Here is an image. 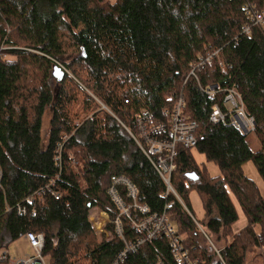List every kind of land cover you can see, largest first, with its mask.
Masks as SVG:
<instances>
[{
  "label": "trees",
  "instance_id": "obj_1",
  "mask_svg": "<svg viewBox=\"0 0 264 264\" xmlns=\"http://www.w3.org/2000/svg\"><path fill=\"white\" fill-rule=\"evenodd\" d=\"M247 5L262 10L264 0H0V248L31 232L44 236L48 264H112L125 244L112 224L106 230L114 237L98 242L89 212L97 207L116 218L107 191L111 178L124 176L151 213L174 203L170 219L193 258L247 264L250 248L264 246V197L244 170L252 163L264 183V26L252 25ZM215 52L196 71L198 80L191 77V64ZM56 65L72 76L55 78L53 87ZM213 85L219 91L210 99L203 90ZM232 87L255 121L257 152L248 135L209 119ZM180 98L198 124V144L178 147L171 179L185 207L166 196V184L130 133L138 137L135 116L142 109L167 124ZM195 153L219 175H209ZM192 192L202 220L191 211ZM233 199L246 218L239 232ZM18 206L27 214L18 215ZM203 234L215 239L219 254L203 246ZM124 236L130 243L142 237L127 226ZM168 246L163 238L148 241L123 264L160 258L174 264Z\"/></svg>",
  "mask_w": 264,
  "mask_h": 264
},
{
  "label": "built area",
  "instance_id": "obj_2",
  "mask_svg": "<svg viewBox=\"0 0 264 264\" xmlns=\"http://www.w3.org/2000/svg\"><path fill=\"white\" fill-rule=\"evenodd\" d=\"M246 10L252 25L264 26V8L254 11V5H247ZM250 30L251 25L245 26L243 33L250 34ZM216 55L217 52L209 53L198 62L191 64L190 76L198 80L196 71L202 64L211 63ZM218 89L217 85H213L203 91L210 99H214L219 91ZM184 107V99L180 98L170 113V119L167 124L154 121V117L148 109H142L135 116V127L138 131V137L130 131L131 136L135 138L137 144L166 184V196L170 193L173 194L183 206V202L176 192L173 191L174 189L171 185L172 174L177 169L175 159L178 156V147L189 149L196 147L198 144L196 136L198 124L185 115ZM209 119L214 124L232 125L243 135L254 133L256 129L255 121L247 115L241 95L235 87L226 90L223 108L219 105L212 107ZM57 159L60 160V156ZM111 179V185L107 194L117 208V214L116 218L111 220L109 215L104 212L107 215V221L100 229L105 231L106 240L109 241L114 235L112 232L106 230V226L107 224H112L116 233L115 235L125 244L124 250L116 257L112 264L125 263L127 255L130 252H136L138 247L148 241L162 238L169 242L168 247L171 251L174 264H202L198 259L193 258L190 251L184 247L176 228L172 224L169 210L173 208L174 203L165 204L164 210L161 213H151L147 206L138 203L137 187L128 178L114 176ZM1 180L2 172L0 168V182ZM54 185L55 180H51L46 189L51 190ZM42 192H44V189L40 190L37 195H41ZM52 195L56 200L60 198V195L56 191ZM26 209L25 206H18V215H26ZM97 215L99 216V214ZM99 219L100 221L102 220L100 217ZM89 222L98 228L90 218ZM125 226L131 228L137 234H141L142 237L137 242H127L124 236ZM201 231L203 232L202 229ZM43 237L42 234L26 233L23 238L27 240L32 251L23 256L12 255L8 250L9 246L0 248V264H47V258L42 252L45 245V238ZM215 252L219 254L217 249H215ZM157 262L158 264H165L161 258Z\"/></svg>",
  "mask_w": 264,
  "mask_h": 264
},
{
  "label": "rangeland",
  "instance_id": "obj_3",
  "mask_svg": "<svg viewBox=\"0 0 264 264\" xmlns=\"http://www.w3.org/2000/svg\"><path fill=\"white\" fill-rule=\"evenodd\" d=\"M111 1H115V0H111ZM64 58H65V61L69 63V60H68L69 58L67 56ZM68 74L70 76H72V74L70 72H68ZM53 78L54 79H51L50 82H51L52 86L55 87L56 86V79H55V77H53ZM50 109H51L50 107L46 109V112H45L44 118H43V124H41L44 140H45V138H47V134H48L49 129H50V121H51V115H52ZM246 141H247L249 147L251 148V150L253 152H257L261 148L260 141L257 139V137L254 133L248 134V136L246 137ZM194 155H195L196 161L199 164H201V163L206 164L209 175H212V176L219 175V169L217 166H215L213 163H207L205 161V158L203 156H200L197 153H195ZM244 170H245V174L260 187V189L262 191V195L264 197V183H263V180L260 177V175L257 173V170L255 169L254 165L252 163H248L244 166ZM190 201H191V211L193 213V216H195V218H197L198 220H202L204 212H203L201 201H200L199 196L196 192L191 193ZM233 202H234V204L237 208V211L239 213V216H240L238 223L234 226V232H236V231L239 232L241 230V228L246 224V218L241 213L235 199H233ZM186 210H187V208H186ZM103 212L104 211H102L101 209H99L97 207L92 208L89 212L91 220L98 227V228H96L92 224V226L94 228L96 240L98 242H101L103 239L106 240L105 231H102L100 229L106 222V217L102 216ZM97 214H99V216ZM99 217L102 218L101 221H100ZM199 230H201V229L199 228ZM203 236H204L202 238L203 239L202 240L203 246L207 247L211 254L216 253L215 247L219 248V245L215 242V239L212 238V241H211L210 239L208 240V238L205 236V234H203ZM231 241H232V237H230V239H229V242H231ZM212 242H214V243H212ZM262 242H264V240ZM8 250L14 256H23L25 254L31 253V251H32L31 247L29 246V243L23 237L16 240L13 243H11L10 246L8 247ZM263 258H264V246L263 245L257 246V247L254 246V247H251L249 252L247 253L246 262H247V264H262ZM47 264H48V259H47Z\"/></svg>",
  "mask_w": 264,
  "mask_h": 264
},
{
  "label": "water",
  "instance_id": "obj_4",
  "mask_svg": "<svg viewBox=\"0 0 264 264\" xmlns=\"http://www.w3.org/2000/svg\"><path fill=\"white\" fill-rule=\"evenodd\" d=\"M65 73H68L63 67L56 65L54 67L53 76L58 80H62Z\"/></svg>",
  "mask_w": 264,
  "mask_h": 264
},
{
  "label": "bare ground",
  "instance_id": "obj_5",
  "mask_svg": "<svg viewBox=\"0 0 264 264\" xmlns=\"http://www.w3.org/2000/svg\"><path fill=\"white\" fill-rule=\"evenodd\" d=\"M102 216H105L106 217V221H107V215L104 212L102 213Z\"/></svg>",
  "mask_w": 264,
  "mask_h": 264
},
{
  "label": "crops",
  "instance_id": "obj_6",
  "mask_svg": "<svg viewBox=\"0 0 264 264\" xmlns=\"http://www.w3.org/2000/svg\"><path fill=\"white\" fill-rule=\"evenodd\" d=\"M240 211H241V210H240ZM241 213H242V212H241ZM238 214H239V213H238ZM243 216H244V215H243ZM90 219H91V218H90ZM239 219H240V216H239ZM244 226H245V225H244ZM244 226H243V227H244Z\"/></svg>",
  "mask_w": 264,
  "mask_h": 264
}]
</instances>
